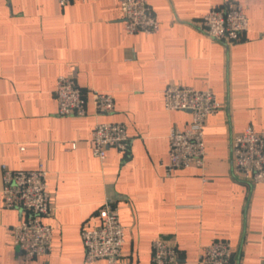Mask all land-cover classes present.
<instances>
[{"label": "crops", "instance_id": "0c3cea01", "mask_svg": "<svg viewBox=\"0 0 264 264\" xmlns=\"http://www.w3.org/2000/svg\"><path fill=\"white\" fill-rule=\"evenodd\" d=\"M224 1L149 0L159 30L130 34L120 0H0V264L22 260L13 226L23 218L3 204L2 165L40 164L55 209L44 218L50 250L36 264H86L82 230L100 223L108 199L125 227L120 264H151L157 237L176 244L180 264H197L216 239L230 242L233 264H264V185L235 177L231 162L233 135L264 129V0H239L249 29L230 45L202 28ZM60 74L86 93V115L58 113ZM171 83L210 88L222 102L206 121L203 169L167 173L169 132L191 119L188 110L165 109ZM92 90L113 94L114 110L98 114ZM96 120L123 122L128 152L95 156Z\"/></svg>", "mask_w": 264, "mask_h": 264}, {"label": "built area", "instance_id": "2783aa9c", "mask_svg": "<svg viewBox=\"0 0 264 264\" xmlns=\"http://www.w3.org/2000/svg\"><path fill=\"white\" fill-rule=\"evenodd\" d=\"M71 0H59L66 4ZM127 33L152 34L159 30V22L149 0H120ZM247 6L239 0H225L212 6L202 19L204 32L212 39L226 45L233 44L249 29ZM55 95L58 113L63 116H84L87 113L86 93L74 76L60 74ZM98 114L114 110L115 99L109 92L92 90ZM163 104L167 110H188L191 119L184 128L172 127L169 132L167 173L177 168L205 167V126L208 117L222 107L214 91L197 89L181 83H171L163 91ZM93 154L104 160L107 149L128 152L131 137L123 122L96 120L91 138ZM76 144H73L75 146ZM232 172L235 177L264 185V129L247 126L231 139ZM3 204L7 208H21L23 218L13 226L14 243L21 250L18 264H36L34 259L49 252L53 227L44 222L54 213L47 189V170L43 164L34 169H12L2 165ZM100 223L84 227L82 240L85 263L104 259L106 264H120L125 227L120 221L117 206L106 200L98 211ZM151 264H180L176 244L162 237L152 242ZM234 251L228 240L216 239L205 245L197 264H233Z\"/></svg>", "mask_w": 264, "mask_h": 264}, {"label": "water", "instance_id": "95a60500", "mask_svg": "<svg viewBox=\"0 0 264 264\" xmlns=\"http://www.w3.org/2000/svg\"><path fill=\"white\" fill-rule=\"evenodd\" d=\"M20 252H21V250H20Z\"/></svg>", "mask_w": 264, "mask_h": 264}]
</instances>
